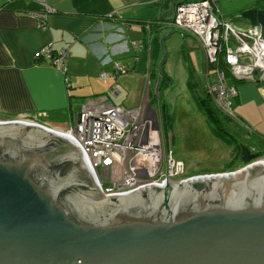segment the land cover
Instances as JSON below:
<instances>
[{
    "label": "water",
    "instance_id": "water-1",
    "mask_svg": "<svg viewBox=\"0 0 264 264\" xmlns=\"http://www.w3.org/2000/svg\"><path fill=\"white\" fill-rule=\"evenodd\" d=\"M240 17L264 28V10ZM241 170L102 198L70 139L0 122V264H264V166Z\"/></svg>",
    "mask_w": 264,
    "mask_h": 264
},
{
    "label": "crops",
    "instance_id": "crops-1",
    "mask_svg": "<svg viewBox=\"0 0 264 264\" xmlns=\"http://www.w3.org/2000/svg\"><path fill=\"white\" fill-rule=\"evenodd\" d=\"M160 1L47 0L54 13L47 17L46 27L41 29L37 19L28 14L39 10L34 2L0 0V120L26 117L44 125L47 121L69 126L84 101L100 96H106L113 105L124 108L147 105L150 111L159 115L158 98L154 91L150 97L148 92L153 82L156 85L157 66L163 58L161 78L164 76L168 80L159 97L162 96L164 102L173 93L172 64L165 70L167 60L161 54L165 43L174 34L181 37L186 85L192 74L197 73L191 50L202 49L197 38L172 29V20L159 13ZM183 1L188 0H168L173 12L175 5ZM215 5L218 18L242 30L254 27L241 19L243 11L264 10V0H216ZM111 14L116 19L109 18ZM255 27L264 33V28ZM43 47H50L55 53L67 52L65 76L46 59H35V52ZM130 62H133L131 68ZM115 64L124 67L126 74L131 69L141 85L143 74L146 75L143 102L139 100L141 88L135 94L131 93ZM207 65L204 57L205 85L208 81L215 82V75ZM103 74L106 77L102 79ZM211 75H214L213 80ZM224 76L225 84L236 90L229 105L235 117L232 119L243 130L245 139L262 141L263 147L258 148L264 150V80H236L229 72H224ZM113 90H116L115 96L111 95ZM188 95L191 99V92Z\"/></svg>",
    "mask_w": 264,
    "mask_h": 264
},
{
    "label": "built area",
    "instance_id": "built-area-1",
    "mask_svg": "<svg viewBox=\"0 0 264 264\" xmlns=\"http://www.w3.org/2000/svg\"><path fill=\"white\" fill-rule=\"evenodd\" d=\"M27 1L39 6L38 11L28 14L37 19L39 28L44 29L47 17L54 10L48 6L47 0ZM215 2H180L174 7L171 27L198 39L209 71L215 75V82L206 83L207 92L217 109L235 119L229 105L236 90L225 84L224 72L218 66L219 60L225 62L228 72L236 80H252L255 69L261 71L259 79L264 80V33L258 27L236 29L225 19L218 18ZM109 18L116 19L112 14ZM66 56V51L55 53L50 47H43L34 54L35 59H46L63 76L67 73ZM115 69L124 72L119 64H115ZM105 77V74L101 75L102 79ZM65 82L68 83L67 78ZM111 95L115 96L116 90L111 91ZM78 114L79 120L76 116L66 129L51 128L26 117L0 122L36 126L70 139L80 148L103 198L122 197L151 186L165 188L164 182L186 186L191 181V174H186L185 165L173 158L171 140L169 138L168 142L163 133L160 117L150 111L147 105L126 109L113 105L106 96H100L84 101ZM260 161L254 160L240 169ZM103 182H108L109 186L104 187Z\"/></svg>",
    "mask_w": 264,
    "mask_h": 264
},
{
    "label": "rangeland",
    "instance_id": "rangeland-1",
    "mask_svg": "<svg viewBox=\"0 0 264 264\" xmlns=\"http://www.w3.org/2000/svg\"><path fill=\"white\" fill-rule=\"evenodd\" d=\"M159 13L167 19H173V8H171L168 0H161L159 2ZM138 33L140 32L138 31ZM189 43L192 46V42L189 41ZM181 50L182 39L179 35L174 34L165 43V49L161 51V54L164 55V58L166 56L167 60L164 65L165 70L172 64L171 70L173 71L174 83L172 84L173 93L168 100L165 101L164 99L163 102V97L161 96L159 103L162 104V108L160 109L159 107L160 111L158 116L160 117L162 130L164 135L167 136L168 142L170 141L169 137L171 135L173 158L185 165L186 174H191V178L203 174H221L236 171L244 167L243 163L239 160L238 150H235L232 142L224 141L220 135L213 132L205 114L198 107L193 97L194 90L191 89L190 91L185 82L186 69L183 64L184 60L181 58ZM204 57L205 54L202 49L196 47L191 50V58H193L194 69L197 72L195 75L192 74V78L198 87L200 83L202 84V82L204 83L206 81V75L202 72ZM131 66H133V62H130L129 67L131 68ZM121 76L124 77V84H126L131 93L135 94L139 87L141 88L139 100L143 102L144 89L147 83L146 75L143 74L142 85L137 75L131 73V69L128 70L127 74L126 72H122ZM211 79H214V75H211ZM228 80H226L227 83ZM154 85L155 83L153 82L149 86V97L154 91ZM190 92L191 99L188 97L190 96L188 95ZM157 100L159 101V99ZM138 107L140 106L132 109ZM75 114H78L77 110ZM44 123L46 126L52 128L66 129L69 127L66 123L63 125L49 123L47 121ZM248 144L250 145V143ZM258 159L259 161L264 160V156ZM103 186H109L108 182H103Z\"/></svg>",
    "mask_w": 264,
    "mask_h": 264
},
{
    "label": "trees",
    "instance_id": "trees-1",
    "mask_svg": "<svg viewBox=\"0 0 264 264\" xmlns=\"http://www.w3.org/2000/svg\"><path fill=\"white\" fill-rule=\"evenodd\" d=\"M177 32V31H176ZM182 34V33H181ZM153 40V45H154ZM208 66V65H207ZM224 72L228 73L227 66L223 60H219L218 65ZM209 68V67H208ZM155 76V74H154ZM168 79L162 76L160 83V91L159 94H162L163 86L166 85V81ZM188 88L193 89V97L197 102L198 107H200L205 114L207 121L212 127V130L215 134L220 135V137L224 141H230L234 144L235 150L239 152L240 147L242 145L254 146L256 148L263 147V142L258 139L250 138L245 139L243 130L239 127V125L229 116L222 113L219 109H217L213 103L212 97L209 95L206 89V85L204 83H200V86H197V83L191 76V81L188 83ZM161 96L159 97L160 102ZM164 106V105H163ZM162 108V104H160V109ZM167 137V136H165ZM171 140V135H170ZM247 140V141H246ZM258 145V146H257ZM259 149V148H258ZM263 150L260 149V157L264 156Z\"/></svg>",
    "mask_w": 264,
    "mask_h": 264
},
{
    "label": "flooded vegetation",
    "instance_id": "flooded-vegetation-1",
    "mask_svg": "<svg viewBox=\"0 0 264 264\" xmlns=\"http://www.w3.org/2000/svg\"><path fill=\"white\" fill-rule=\"evenodd\" d=\"M8 119H10V118H8ZM3 120H4V119H3ZM242 146H244V145H242ZM244 147H247V148L249 149V151H250V153L246 155L247 158H249L250 155H253V154H257V155L260 156V149L254 147V146H249V145H247V144H246ZM238 157H239V160H240V157H241V150H239V152H238ZM240 162H241V161H240Z\"/></svg>",
    "mask_w": 264,
    "mask_h": 264
},
{
    "label": "bare ground",
    "instance_id": "bare-ground-1",
    "mask_svg": "<svg viewBox=\"0 0 264 264\" xmlns=\"http://www.w3.org/2000/svg\"><path fill=\"white\" fill-rule=\"evenodd\" d=\"M260 163L263 164V166H264V161H260V162H257V163L254 164V165H251V166L246 167L245 170L243 169V170H241V172H236L233 176H235L236 174H239V173H240L241 176H242V175H243L242 172L245 171V176H244V178H246V177H247V174H248L247 169H249V168H253L254 166L259 165ZM222 176L224 177V174H223ZM203 180H204V179H203Z\"/></svg>",
    "mask_w": 264,
    "mask_h": 264
}]
</instances>
